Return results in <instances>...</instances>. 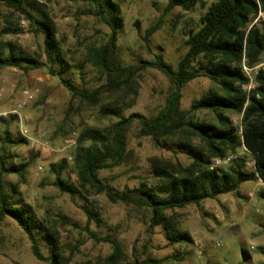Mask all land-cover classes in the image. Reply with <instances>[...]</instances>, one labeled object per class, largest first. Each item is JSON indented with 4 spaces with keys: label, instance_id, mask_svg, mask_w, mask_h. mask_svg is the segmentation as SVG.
Masks as SVG:
<instances>
[{
    "label": "rangeland",
    "instance_id": "1",
    "mask_svg": "<svg viewBox=\"0 0 264 264\" xmlns=\"http://www.w3.org/2000/svg\"><path fill=\"white\" fill-rule=\"evenodd\" d=\"M114 1L120 5L124 19L117 37L120 58L125 63L152 61L160 53L175 68L186 51L185 33L198 27L200 15L214 0H202L204 6L197 4L190 10L176 7L170 11L165 10L167 0ZM91 8L86 0H25V13L49 19L54 25L68 67L61 70L55 64V75L48 64L28 72L0 67V136L4 137V130L8 129L12 141L3 144L0 140V155L7 166L29 164L21 176L3 172L1 180L12 201L27 205L43 228H35L43 256L51 255L46 236L49 233L61 250L64 264H103L111 246L94 241L84 230L88 223L97 236L115 238L121 243L122 264H132L135 256L163 259L166 264H264V184L258 178L244 181L235 192L172 211L179 230L187 238L182 244H170L160 226L150 228L149 213L144 209L111 202L105 194L91 188H79L70 196L53 185L50 165L62 160L66 161L62 177L77 184L72 167L77 135L87 127L107 130L114 120L101 117L100 105L118 101L125 116L131 112L152 116L163 106L172 88L162 72L147 68L139 71L129 88L119 94L103 95L96 102L73 96L62 78L78 89H93L105 82V77L86 62L88 48L104 43L109 32L105 24L89 14ZM25 13L0 1V31H4L1 44L5 53L20 52L46 63L43 35L34 31ZM259 17L264 19V14L259 13L253 23ZM151 26L158 29L145 44L143 35ZM261 65L264 53L256 67H245L247 91L253 88L255 70ZM212 88L214 84L208 77L198 76L183 86L181 107L188 110L193 101ZM189 115L194 121L212 117L206 111ZM228 117L239 134L241 114L229 113ZM127 151L121 165L98 172L105 183L119 190L137 186L140 177L150 181L152 159L183 166L191 162L174 144L158 146L151 138L140 135L135 123L127 131ZM239 158L244 159L246 171H253V159L243 146L212 159L211 165L226 168ZM85 209L92 219L88 220ZM0 264H48L33 256L27 234L10 217L0 225Z\"/></svg>",
    "mask_w": 264,
    "mask_h": 264
},
{
    "label": "trees",
    "instance_id": "2",
    "mask_svg": "<svg viewBox=\"0 0 264 264\" xmlns=\"http://www.w3.org/2000/svg\"><path fill=\"white\" fill-rule=\"evenodd\" d=\"M9 8L25 13V0H0ZM91 3L89 14L93 15L108 29L104 43L88 48L86 62L97 69L105 82L93 89H78L67 79L61 82L67 90L84 101L96 102L103 95L119 94L129 86L139 71L154 68L162 72L171 82L163 106L152 116L139 112L123 115L118 101L102 104L99 113L102 118L114 119L107 130L97 127L82 129L76 138L72 152V167L76 172L77 184H71L62 177L66 161L50 165L54 175L53 185L62 193L73 196L79 188H91L103 193L111 202H122L144 209L149 213V227L160 226L170 244L187 241L174 220L172 211L189 205H200L206 199L232 193L249 179L258 178L264 184V65L256 68L254 86L249 91L244 88L248 82L244 67L254 68L261 62L264 53V0H214L199 17L196 29L185 33L186 51L174 68L158 53L152 61L140 60L125 63L120 58L117 44L124 19L120 5L114 0H86ZM202 0H167L166 11L179 7L190 10ZM36 33L43 35V53L46 63L23 53L8 51L0 41V67H14L24 72L42 68L48 64L51 74L55 64L61 70L68 67L56 38L55 27L49 19L34 17L25 13ZM158 29L147 28L143 35L145 44ZM4 31H0L1 34ZM200 75L208 77L214 88L192 102L190 108L181 107L182 88ZM116 97V96H115ZM114 97V98H115ZM206 111L212 114L208 120L194 121L190 113ZM229 113L241 114L240 133L228 117ZM137 124L142 136L151 138L154 144L162 146L172 143L186 153L191 162L183 166L179 162L152 159L150 170L152 179L140 177L138 185L122 190L105 183L98 172L121 165L128 156L127 131ZM0 136L3 144L11 143L8 129ZM17 143V142H14ZM244 147L253 159V171L244 169V159L235 160L226 168L213 167L214 158H222L228 152ZM28 163L7 166L0 155V174L21 176ZM262 196V193H261ZM88 220L91 213L86 209ZM168 212H171L170 214ZM6 217L15 220L25 231L33 256L48 264H64L61 250L55 244L52 234L46 233L51 255L43 256L39 247L38 230H43L35 220L27 205L12 201L6 193L0 175V225ZM84 230L94 241L110 244L111 253L103 264H122L124 252L121 243L110 237L97 236L89 229ZM243 253V252H242ZM133 258L132 264H166L163 259L147 256Z\"/></svg>",
    "mask_w": 264,
    "mask_h": 264
},
{
    "label": "built area",
    "instance_id": "3",
    "mask_svg": "<svg viewBox=\"0 0 264 264\" xmlns=\"http://www.w3.org/2000/svg\"><path fill=\"white\" fill-rule=\"evenodd\" d=\"M244 70L247 72V70H248V69H246V68L244 67ZM25 93L27 94V92H25ZM28 97L30 98L31 96H30V95H28Z\"/></svg>",
    "mask_w": 264,
    "mask_h": 264
}]
</instances>
